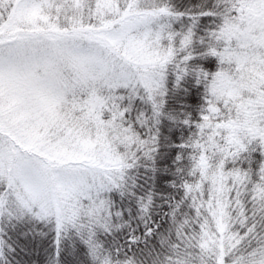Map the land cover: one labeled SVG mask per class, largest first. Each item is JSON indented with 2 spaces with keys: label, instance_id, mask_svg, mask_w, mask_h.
Returning a JSON list of instances; mask_svg holds the SVG:
<instances>
[{
  "label": "snow or ice",
  "instance_id": "1",
  "mask_svg": "<svg viewBox=\"0 0 264 264\" xmlns=\"http://www.w3.org/2000/svg\"><path fill=\"white\" fill-rule=\"evenodd\" d=\"M0 264H264V0H0Z\"/></svg>",
  "mask_w": 264,
  "mask_h": 264
}]
</instances>
